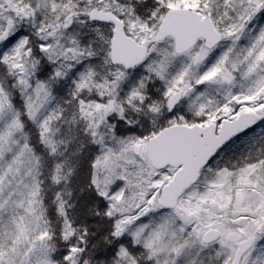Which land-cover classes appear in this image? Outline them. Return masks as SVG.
<instances>
[{
  "label": "snow or ice",
  "instance_id": "snow-or-ice-1",
  "mask_svg": "<svg viewBox=\"0 0 264 264\" xmlns=\"http://www.w3.org/2000/svg\"><path fill=\"white\" fill-rule=\"evenodd\" d=\"M0 264H264V0H0Z\"/></svg>",
  "mask_w": 264,
  "mask_h": 264
}]
</instances>
